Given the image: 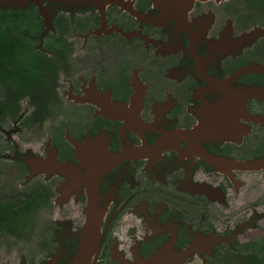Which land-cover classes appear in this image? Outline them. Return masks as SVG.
Instances as JSON below:
<instances>
[{"label": "flooded vegetation", "instance_id": "flooded-vegetation-1", "mask_svg": "<svg viewBox=\"0 0 264 264\" xmlns=\"http://www.w3.org/2000/svg\"><path fill=\"white\" fill-rule=\"evenodd\" d=\"M115 1L17 8L0 264H264V0Z\"/></svg>", "mask_w": 264, "mask_h": 264}, {"label": "trees", "instance_id": "trees-1", "mask_svg": "<svg viewBox=\"0 0 264 264\" xmlns=\"http://www.w3.org/2000/svg\"><path fill=\"white\" fill-rule=\"evenodd\" d=\"M33 9L0 8V63L40 59L28 47L35 23L30 20ZM16 36H15V35Z\"/></svg>", "mask_w": 264, "mask_h": 264}, {"label": "water", "instance_id": "water-1", "mask_svg": "<svg viewBox=\"0 0 264 264\" xmlns=\"http://www.w3.org/2000/svg\"><path fill=\"white\" fill-rule=\"evenodd\" d=\"M43 1L53 2L59 4H82L89 6H97L99 8L100 15H102L104 6L109 3H117L115 0H0V7H11V8H23L29 4H35L38 7V13L40 16H43L44 10L40 9V5ZM92 219L88 218L84 232L82 234V240L80 247L77 251L76 256L71 261L70 264H86L87 256L91 251V248L95 241L92 242L93 238V227L91 226ZM91 247V248H90ZM93 251V250H92Z\"/></svg>", "mask_w": 264, "mask_h": 264}]
</instances>
